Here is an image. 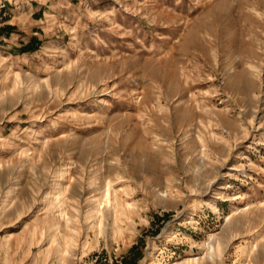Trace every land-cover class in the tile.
Here are the masks:
<instances>
[{
    "label": "rangeland",
    "instance_id": "374dc122",
    "mask_svg": "<svg viewBox=\"0 0 264 264\" xmlns=\"http://www.w3.org/2000/svg\"><path fill=\"white\" fill-rule=\"evenodd\" d=\"M1 31L0 264H264V0H0Z\"/></svg>",
    "mask_w": 264,
    "mask_h": 264
},
{
    "label": "bare ground",
    "instance_id": "6f19581e",
    "mask_svg": "<svg viewBox=\"0 0 264 264\" xmlns=\"http://www.w3.org/2000/svg\"><path fill=\"white\" fill-rule=\"evenodd\" d=\"M109 193H110V189H109V188H107L106 190H104V193H103V197L106 199L107 203L110 202L109 199H108V198H109ZM6 206H7V205H6ZM4 208H5V206H4ZM6 210H7V209H6ZM101 210H102V209H101ZM101 210H100V209H99L98 211L96 210V212H97V213H101V212H102ZM4 212H5V210H4ZM93 215H94V213H93ZM89 218H90V217H89ZM93 218H94V217H93ZM102 221H103V220H100L99 225L102 223ZM96 224H98V223L95 222V223L93 224V227H94Z\"/></svg>",
    "mask_w": 264,
    "mask_h": 264
},
{
    "label": "crops",
    "instance_id": "0c3cea01",
    "mask_svg": "<svg viewBox=\"0 0 264 264\" xmlns=\"http://www.w3.org/2000/svg\"><path fill=\"white\" fill-rule=\"evenodd\" d=\"M3 32V33H2ZM1 34H6V36H2V35H0V41H7V40H9V38H11L12 36H13V33L12 34H10V33H4V31H1L0 32ZM4 43V42H3ZM27 44V42H25L24 43V45H26ZM9 48H11V47H9Z\"/></svg>",
    "mask_w": 264,
    "mask_h": 264
}]
</instances>
